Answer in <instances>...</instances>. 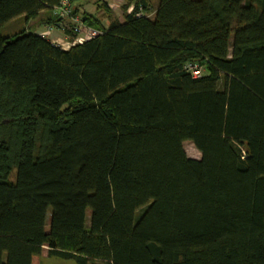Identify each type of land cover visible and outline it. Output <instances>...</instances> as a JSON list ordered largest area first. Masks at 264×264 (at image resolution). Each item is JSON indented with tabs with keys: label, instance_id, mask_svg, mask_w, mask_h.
<instances>
[{
	"label": "trees",
	"instance_id": "trees-1",
	"mask_svg": "<svg viewBox=\"0 0 264 264\" xmlns=\"http://www.w3.org/2000/svg\"><path fill=\"white\" fill-rule=\"evenodd\" d=\"M126 1L63 49L0 0V264H264V0Z\"/></svg>",
	"mask_w": 264,
	"mask_h": 264
},
{
	"label": "built area",
	"instance_id": "built-area-1",
	"mask_svg": "<svg viewBox=\"0 0 264 264\" xmlns=\"http://www.w3.org/2000/svg\"><path fill=\"white\" fill-rule=\"evenodd\" d=\"M75 0H60L59 4L55 7H53L51 10L53 12V15L61 20H69V29L71 31V35L64 38H53L50 40L53 44H56L60 46L63 49H67L70 46L82 43L85 40H89L93 37H96L97 35L101 34V31L93 28L91 26H88L85 24L82 20V17L76 12L75 6H74ZM103 3L107 4L111 9H115L119 6L120 1H124V4L126 3V0H101ZM134 8V2L132 1L126 8V12L130 13L133 11ZM144 14L142 9L139 8V10L136 12V16H140ZM148 17L151 16V13L145 14ZM116 20V15L112 12V15L110 17V20L106 26L111 24ZM54 29V25H50L47 28V31L50 32ZM185 69L191 72V75L196 78L199 77L202 74V71L200 68H196V66L192 64H187L185 66Z\"/></svg>",
	"mask_w": 264,
	"mask_h": 264
},
{
	"label": "rangeland",
	"instance_id": "rangeland-1",
	"mask_svg": "<svg viewBox=\"0 0 264 264\" xmlns=\"http://www.w3.org/2000/svg\"><path fill=\"white\" fill-rule=\"evenodd\" d=\"M89 1L92 2V0H89ZM89 1H87L86 3H88ZM93 1L94 2H93V4H91V7H92V11L95 13V15H97L99 18H101L104 23L106 21H109V18H106L104 16V3L101 0H93ZM157 2H158V0H155V3H157ZM118 3H119V6L115 9H111L107 4L106 5L116 15L115 21H123L122 5L124 4V1H120ZM78 14L80 16H83V14L80 11L78 12ZM21 27H25V25L23 23H21V24L16 23V24L10 25L9 27H4L2 29V33L4 35H10L11 33L19 30ZM183 149H184V151L188 157L195 158V159L200 158V152L193 145L192 142L184 141L183 142ZM14 177H15V171H12L10 174V179L13 180ZM49 217H50V212L48 211V214L46 217V225H45L46 229L48 228ZM89 217H90V211L88 210L87 214H86V223L87 224L89 223ZM46 251H47V249L45 247V248H43L42 254L40 256H34L32 258V264H76L73 260H64V259L54 257V256L47 257Z\"/></svg>",
	"mask_w": 264,
	"mask_h": 264
},
{
	"label": "crops",
	"instance_id": "crops-1",
	"mask_svg": "<svg viewBox=\"0 0 264 264\" xmlns=\"http://www.w3.org/2000/svg\"><path fill=\"white\" fill-rule=\"evenodd\" d=\"M87 1L89 0H75L74 6H75L76 11L77 12L80 11L82 14L84 13L95 14L92 11V7H91V4H93L94 1L92 0V2L89 1L88 3H86ZM153 1L155 3V0ZM53 16H54L53 12L52 10H50L49 12H42L38 18H36L35 20L28 21L27 23L21 18L16 19L10 22V24H8L7 27H9L10 25L16 24V23H20V24L23 23L25 25V28L27 27L26 29H28V31L44 36L45 38L49 40H52L53 38H64L65 39L66 37L70 36L64 32L66 28L69 29V20H61V22L55 24L54 29L52 31L50 32L47 31V28L50 25L49 23L46 22V19L47 17H53ZM107 23L108 22L106 21L104 25H106Z\"/></svg>",
	"mask_w": 264,
	"mask_h": 264
},
{
	"label": "bare ground",
	"instance_id": "bare-ground-1",
	"mask_svg": "<svg viewBox=\"0 0 264 264\" xmlns=\"http://www.w3.org/2000/svg\"><path fill=\"white\" fill-rule=\"evenodd\" d=\"M123 5H124V4H123ZM123 5H122V6H123ZM75 10H76V9H75ZM76 12H77V11H76ZM77 13H78V12H77ZM81 17H83V16H81ZM110 17H111V16H110ZM109 20H110V19H109ZM107 22H109V21H107ZM107 24H108V23H107ZM107 24H106V25H107ZM106 25H105V26H106Z\"/></svg>",
	"mask_w": 264,
	"mask_h": 264
}]
</instances>
